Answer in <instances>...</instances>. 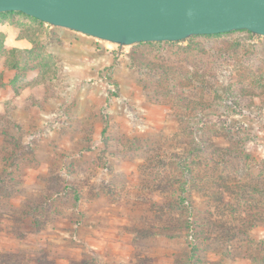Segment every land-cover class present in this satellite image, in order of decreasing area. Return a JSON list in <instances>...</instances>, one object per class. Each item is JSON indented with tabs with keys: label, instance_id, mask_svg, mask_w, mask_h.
<instances>
[{
	"label": "rangeland",
	"instance_id": "1",
	"mask_svg": "<svg viewBox=\"0 0 264 264\" xmlns=\"http://www.w3.org/2000/svg\"><path fill=\"white\" fill-rule=\"evenodd\" d=\"M30 19L0 13V264H264V36Z\"/></svg>",
	"mask_w": 264,
	"mask_h": 264
},
{
	"label": "water",
	"instance_id": "2",
	"mask_svg": "<svg viewBox=\"0 0 264 264\" xmlns=\"http://www.w3.org/2000/svg\"><path fill=\"white\" fill-rule=\"evenodd\" d=\"M50 25L129 45L247 30L264 36V0H0Z\"/></svg>",
	"mask_w": 264,
	"mask_h": 264
},
{
	"label": "crops",
	"instance_id": "3",
	"mask_svg": "<svg viewBox=\"0 0 264 264\" xmlns=\"http://www.w3.org/2000/svg\"><path fill=\"white\" fill-rule=\"evenodd\" d=\"M28 18H32L30 20H34L36 22H39L41 24H44V26H48L47 30L48 31H56L58 32L57 34H62V35H69L72 36L74 39L72 40L75 44H77L76 40H79L80 43H85V41H88L91 43V38H93L90 35H85L84 33H79L78 31L64 28V27H59V26H53V25H48V23L40 21L38 19H35L31 16L26 15ZM55 28V29H54ZM57 28V29H56ZM81 34V35H80ZM6 42L9 41L12 46H17V47H22V48H30L31 44L29 42V38L22 37V38H15L13 34H9V31L6 32ZM108 46V45H106ZM78 48V47H76ZM79 50V51H78ZM81 49H75V51L80 52Z\"/></svg>",
	"mask_w": 264,
	"mask_h": 264
}]
</instances>
